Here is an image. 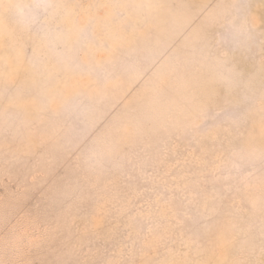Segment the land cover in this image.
Instances as JSON below:
<instances>
[{
  "label": "rangeland",
  "instance_id": "1",
  "mask_svg": "<svg viewBox=\"0 0 264 264\" xmlns=\"http://www.w3.org/2000/svg\"><path fill=\"white\" fill-rule=\"evenodd\" d=\"M0 264H264V0H0Z\"/></svg>",
  "mask_w": 264,
  "mask_h": 264
}]
</instances>
